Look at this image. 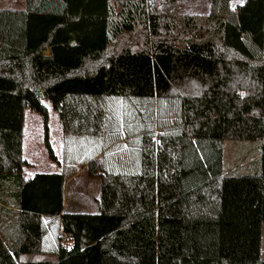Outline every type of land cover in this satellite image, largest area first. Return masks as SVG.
I'll list each match as a JSON object with an SVG mask.
<instances>
[{
	"label": "trees",
	"instance_id": "1",
	"mask_svg": "<svg viewBox=\"0 0 264 264\" xmlns=\"http://www.w3.org/2000/svg\"><path fill=\"white\" fill-rule=\"evenodd\" d=\"M229 2L210 0L205 16L179 15L182 0L0 8V264H264V0ZM42 98L63 135L111 144L107 99L133 117L164 109L175 126L127 121L136 168L92 158L97 212L68 213L62 170L24 171L27 108L55 160ZM42 217L59 223L51 252Z\"/></svg>",
	"mask_w": 264,
	"mask_h": 264
},
{
	"label": "rangeland",
	"instance_id": "2",
	"mask_svg": "<svg viewBox=\"0 0 264 264\" xmlns=\"http://www.w3.org/2000/svg\"><path fill=\"white\" fill-rule=\"evenodd\" d=\"M245 0H230V7L238 6ZM8 7L14 9H23L24 0H0V8ZM210 9V0H182V5L178 11L179 15H201ZM209 13V12H208ZM207 15V14H206ZM134 47L140 46V40L134 37ZM42 103L48 111V128L50 145L55 155V160H51L43 144V124L41 117L29 108L24 112L23 127V158L29 166L24 168L25 175L31 177L35 172L40 171H60L67 175L65 182V200L64 211L68 213H96V200L100 192V177L98 175H89L86 171L87 162L94 157L102 156L108 164L109 169L113 171L132 170L137 166L138 147L136 142L125 140L123 130L127 121L139 123V118L143 119L140 126L143 128H152L155 124V115L149 114L143 108L139 109V114L131 112L128 103L119 99H107V113L110 117V127L112 132L116 133L115 139L111 144H106V138H90L63 135L61 122L58 112L55 111L51 103L42 98ZM156 120L160 124L175 126L173 115L163 111ZM139 116V117H138ZM153 117V119H151ZM136 126H133V128ZM134 128V129H135ZM162 132V135L168 132V129H156L151 133V138L158 141L156 134ZM122 136V137H121ZM48 236L46 241L47 252L52 251V245L55 243L56 233L61 235L59 223L56 219H47ZM264 230V225H263ZM70 240L63 236L62 243L69 245ZM264 243V233H263ZM52 258L51 255H48Z\"/></svg>",
	"mask_w": 264,
	"mask_h": 264
},
{
	"label": "crops",
	"instance_id": "3",
	"mask_svg": "<svg viewBox=\"0 0 264 264\" xmlns=\"http://www.w3.org/2000/svg\"><path fill=\"white\" fill-rule=\"evenodd\" d=\"M240 5V4H239ZM234 7H236V5L234 6ZM231 8V7H230ZM231 9H233V8H231ZM208 12H209V10H208ZM208 12L207 13H205L204 15H206V14H208ZM234 167L232 166V168H231V170L232 171H234ZM230 170V171H231ZM39 172V171H38ZM38 172H35V173H38ZM40 172H47V171H40ZM34 175V174H33ZM63 210H64V206H63ZM43 218V222H44V224H45V228H46V233H47V217H42ZM263 225H264V223H263ZM263 225H262V248H261V253H262V255L264 256V243H263V233H264V230H263ZM46 241H47V238H46ZM69 243H70V241H69ZM43 249L45 250V251H47L46 249V242L44 243V245H43Z\"/></svg>",
	"mask_w": 264,
	"mask_h": 264
}]
</instances>
